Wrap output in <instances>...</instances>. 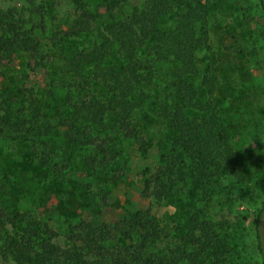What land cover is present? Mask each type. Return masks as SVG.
<instances>
[{
  "label": "trees",
  "instance_id": "trees-1",
  "mask_svg": "<svg viewBox=\"0 0 264 264\" xmlns=\"http://www.w3.org/2000/svg\"><path fill=\"white\" fill-rule=\"evenodd\" d=\"M68 1L74 17L51 36L42 22L0 9L1 253L15 264H264V194L245 237L203 206L243 183L240 161L256 158L242 123L247 107L214 101L210 24L228 0H143L128 13V0ZM254 1L256 9L237 13L249 34L264 40V0ZM34 11L42 18L39 7ZM95 27L98 41L64 44ZM38 68L44 84L34 87L28 79ZM151 87L161 95L165 147L157 166L139 173L128 204L105 219L113 205L102 180L118 183L127 175L120 162L126 148L140 144L145 153L151 146L136 120L154 100ZM26 149L63 191L75 181L87 196L81 212L63 216L58 197L45 199L41 180L5 172V158ZM172 198L181 200L182 224L173 233L153 210Z\"/></svg>",
  "mask_w": 264,
  "mask_h": 264
},
{
  "label": "rangeland",
  "instance_id": "rangeland-1",
  "mask_svg": "<svg viewBox=\"0 0 264 264\" xmlns=\"http://www.w3.org/2000/svg\"><path fill=\"white\" fill-rule=\"evenodd\" d=\"M142 2L143 0H128L124 6L125 12H130ZM254 2V0H228L225 3L224 12L215 16L210 24V45L217 61L214 101L221 104L223 108L237 107L239 103L247 107L248 111L244 113L242 123L250 132L248 147L256 150V158L240 161L239 166L246 176L243 183L234 182V186L228 192L216 195L203 206L205 213L211 218L237 227L241 237H245L250 216L264 194V40L256 34H249L248 29H245L247 19L237 13L238 10L246 7L256 9ZM36 7H39L42 18L34 15ZM0 9H14L24 14L28 21L34 19L36 23L42 22L46 36H51L56 30L64 28L74 17V9L68 0H0ZM253 29L258 31L262 28L258 26ZM97 34L98 30L95 27L84 36L69 39L64 44L76 45L79 48L87 47L90 43L98 41ZM18 60L22 61V56ZM15 68L17 71H13L18 73V67ZM54 68L57 71L60 64L55 63ZM25 69L28 72L26 65ZM44 76L43 69L38 68L28 81L34 87L42 86ZM149 91L154 95V100L144 110L136 111V120L142 130V140L150 142L151 146L145 147L147 150L145 153H142L140 144L126 148L120 162L125 167L127 175L118 183H112L108 178L102 180L106 190L110 192L109 197L113 205L112 208L104 211L105 219L113 220L128 204L127 197L131 190L138 188L139 173L147 167L155 168L165 147L164 126L157 115L158 103L161 100L160 91L152 87ZM258 151H262V154ZM18 156L16 159L5 158V172L12 174L21 171L29 177L41 180L46 185L43 194L45 199L58 197V209L63 216H75L88 205L87 196L74 184L75 181L71 180L73 188L71 191H63L54 175L45 174L44 168L40 166L39 160L34 158L31 151L26 149L25 153ZM75 189L79 190L77 196L72 192ZM135 193L137 192H133ZM190 195L197 197L194 192ZM180 206L181 200L178 198L164 200L153 206L155 217L171 233L182 225L176 219L181 214ZM52 225L58 231L61 230L62 226L57 223ZM241 237H239L241 240L237 238L236 241L243 242ZM244 252H246L244 258L247 259V251ZM0 264H15L1 253V248ZM225 264L229 263L225 262Z\"/></svg>",
  "mask_w": 264,
  "mask_h": 264
}]
</instances>
